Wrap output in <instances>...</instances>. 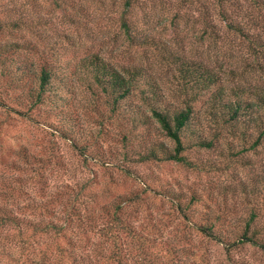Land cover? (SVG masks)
<instances>
[{
    "label": "rangeland",
    "instance_id": "374dc122",
    "mask_svg": "<svg viewBox=\"0 0 264 264\" xmlns=\"http://www.w3.org/2000/svg\"><path fill=\"white\" fill-rule=\"evenodd\" d=\"M64 1L68 6L79 4L83 12H75L66 4L61 8ZM123 10L124 0H0V24L7 25L0 30V41L18 42L17 55L8 57L23 59L30 67V78L43 59L61 75V67L74 64L76 56L96 51L118 67L141 65L146 73L157 77L164 90L172 84L169 58L179 54L207 61L221 74L226 87L264 85V0H131L124 14L134 31L133 40L120 26ZM14 21L19 27L12 25ZM79 75H83L81 69ZM19 90L0 75L3 198L16 199L20 205L30 201L28 211L47 216L48 211L58 209V194L65 195L79 184L90 188L94 209L117 194L140 191L145 195L142 207L146 212L139 211L131 218L143 233L156 240L175 236L176 245L192 241L193 249L203 252L210 264H264V252L248 243L235 247L227 256L220 244L181 224L171 199L155 190L143 191L145 184L158 187L166 183L186 200L193 195L199 201L193 207L221 212L233 220L244 217L248 205L243 202L239 183L245 180L250 184L251 177L264 175V137L251 145L248 138L233 137V154L224 137L213 147L188 148L193 165L138 161L136 151L142 150L151 137L169 145L171 141L152 125L149 136L144 132L134 135L135 130L124 141L119 124H107V136L98 134L99 113L93 104L90 108L84 84L76 82L68 107L73 121L82 123L83 137L76 131L79 142L83 138L82 143H91L92 156L85 162L68 140L16 110L25 111L27 105L16 103L12 97ZM100 107L104 111L105 106ZM18 146L26 148L30 164L14 148ZM93 156L109 163L97 162ZM123 163L131 173L121 170ZM258 220L263 223L264 214ZM86 233L95 234L93 228ZM202 246L204 249L198 250ZM178 254L184 262L195 256L180 249Z\"/></svg>",
    "mask_w": 264,
    "mask_h": 264
},
{
    "label": "trees",
    "instance_id": "16d2710c",
    "mask_svg": "<svg viewBox=\"0 0 264 264\" xmlns=\"http://www.w3.org/2000/svg\"><path fill=\"white\" fill-rule=\"evenodd\" d=\"M64 4L67 8L72 6L64 1L61 8ZM130 4L131 0H124L120 26L126 37L133 40L134 31L124 14ZM83 8L75 3L72 6L75 12H83ZM12 25L20 24L14 21ZM5 26L0 24V30ZM19 47L15 40L0 41V75L13 88H20L12 95L16 103L27 104L25 111L16 110L68 140L79 149L85 162L92 156L91 143H82L83 138L79 142L77 136L83 137L82 123L73 121L68 107L76 82L84 84L90 108L93 104L99 113L98 134L107 136V124H119L124 141L135 130L134 135L144 132L149 136L152 125L171 141L169 145L163 139L151 137L142 150L136 151L138 161L193 165L186 153L188 148L213 147L224 137L233 154V137L252 140L249 145L264 137V85L226 87L221 83V74L204 59L183 54L171 56L167 66L172 84L164 90L157 77L146 73L141 65L118 67L96 51L76 56L74 64L61 67V75L43 59L36 65L34 78H30V67L23 59L8 57L16 54ZM80 69L83 75H79ZM101 105L105 106L104 111ZM14 148L30 164L26 148ZM124 155L127 157V153ZM93 157L97 162L109 163L101 156ZM120 167L131 173L125 163ZM249 183H239L247 213L234 220L223 217L221 212L193 207V203L199 202L193 195L186 200L166 183L158 187L145 184L143 191L155 190L171 199L181 224L220 244L230 256L232 249L245 243L264 252V222L258 220L264 214V175L251 177ZM88 190L85 184H79L65 195L59 193L58 209L43 216L28 211L30 201L20 205L16 199L3 198L0 188V264H210L203 252L193 249L192 241L176 245L175 236L156 240L136 227L131 215L146 212L142 192L117 194L94 209ZM88 228H93L95 234H87ZM175 248L195 255L193 260L184 262Z\"/></svg>",
    "mask_w": 264,
    "mask_h": 264
}]
</instances>
